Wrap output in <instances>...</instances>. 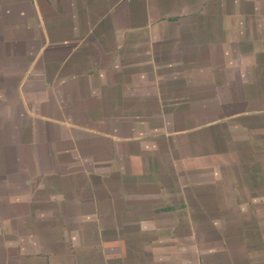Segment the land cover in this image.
<instances>
[{"label": "crops", "instance_id": "1", "mask_svg": "<svg viewBox=\"0 0 264 264\" xmlns=\"http://www.w3.org/2000/svg\"><path fill=\"white\" fill-rule=\"evenodd\" d=\"M0 264H264V0H0Z\"/></svg>", "mask_w": 264, "mask_h": 264}, {"label": "rangeland", "instance_id": "2", "mask_svg": "<svg viewBox=\"0 0 264 264\" xmlns=\"http://www.w3.org/2000/svg\"><path fill=\"white\" fill-rule=\"evenodd\" d=\"M245 136H246V134H245ZM262 211H263V210L261 209L260 213H261ZM232 214H233V211L230 213V215H232ZM230 215H229V216H230ZM219 217H220V216H219ZM221 218H222V221H223V212L221 213ZM228 222H229V224L234 223L233 221H230V220H228ZM179 230H181V232H183V231H185V228H184V227H180ZM213 231H214V233L212 232L211 234H217V235H220V236H221V234L223 233V223L221 224L220 227H215V228L213 229ZM220 236L215 237V238L213 239V241H214V240H215V241H219L218 239L221 238ZM213 243H214V242H213ZM222 259H223V258H222ZM230 261H235V259H234V260L230 259Z\"/></svg>", "mask_w": 264, "mask_h": 264}]
</instances>
